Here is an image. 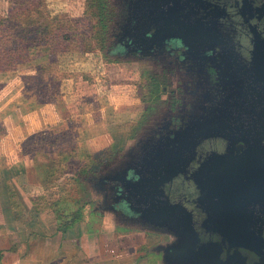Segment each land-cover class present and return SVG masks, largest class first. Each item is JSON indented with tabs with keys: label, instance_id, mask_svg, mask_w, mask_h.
<instances>
[{
	"label": "rangeland",
	"instance_id": "rangeland-1",
	"mask_svg": "<svg viewBox=\"0 0 264 264\" xmlns=\"http://www.w3.org/2000/svg\"><path fill=\"white\" fill-rule=\"evenodd\" d=\"M13 1L0 0V21L7 20L0 25V48L19 44L14 24L28 27L29 18L37 27L49 24L50 32L47 39L21 36L30 61L0 73V264H119V258L167 264L160 248L173 238L107 209L97 181L134 156L153 125L174 109L176 84L165 81L161 66L145 54L121 48V0H20L11 18ZM104 3L113 17L104 20V36L93 40L101 33L96 7ZM57 16L79 22L76 32L86 35L79 49L50 46L59 41ZM57 168L54 175H65L54 181ZM76 217L77 234L78 222L69 228ZM28 222L40 227L37 237L29 236ZM4 228L19 239L7 241Z\"/></svg>",
	"mask_w": 264,
	"mask_h": 264
},
{
	"label": "water",
	"instance_id": "water-1",
	"mask_svg": "<svg viewBox=\"0 0 264 264\" xmlns=\"http://www.w3.org/2000/svg\"><path fill=\"white\" fill-rule=\"evenodd\" d=\"M147 25L151 42L162 33L178 34L189 46L219 45L235 58L245 56L257 73L254 83L264 86V0H142L137 39L145 40ZM223 135L203 130L176 136L171 143L178 141V150L158 155L142 180L128 184L140 222L173 238L163 247L167 264H264V178L240 175L245 157L230 158L232 173L223 174L224 153L210 150Z\"/></svg>",
	"mask_w": 264,
	"mask_h": 264
},
{
	"label": "flooded vegetation",
	"instance_id": "flooded-vegetation-1",
	"mask_svg": "<svg viewBox=\"0 0 264 264\" xmlns=\"http://www.w3.org/2000/svg\"><path fill=\"white\" fill-rule=\"evenodd\" d=\"M141 1L121 0L122 11L118 15L121 48L129 53L145 54L147 59L161 66L162 78L177 87L171 93V97L176 98L174 109L169 108V115L153 125V131L136 154L125 162L120 161L110 175L97 181L105 193L106 208L117 211L120 217L134 218H139L140 213L131 202L128 184L135 185L142 180L149 168L156 166L158 155L171 149L178 150V141L171 143V139L176 136L178 139L188 131L194 134L208 130L224 134V142L212 143L210 150L224 153L222 172L225 176L232 173L233 165L227 163L230 158L245 157L241 164L244 166L237 167L243 172L240 175L264 178V86L254 83L253 77L257 73L247 66L246 57L235 58L232 50L219 45L189 46L178 34L162 33L151 42L154 34L148 30V25L145 40L137 39L136 18ZM164 1L145 0V4L161 5ZM145 11L149 14V10ZM146 12L145 21H148ZM247 159L253 165H246ZM124 169H128L125 175L122 174ZM237 172L233 174L238 175ZM148 203L145 202V208ZM257 208L262 211L261 206ZM260 216L264 219V212ZM160 252L163 254V247Z\"/></svg>",
	"mask_w": 264,
	"mask_h": 264
},
{
	"label": "trees",
	"instance_id": "trees-1",
	"mask_svg": "<svg viewBox=\"0 0 264 264\" xmlns=\"http://www.w3.org/2000/svg\"><path fill=\"white\" fill-rule=\"evenodd\" d=\"M13 2H14L15 6L13 8H11V18L14 17V15L16 13L20 12L18 10V8H19L18 3H20V0H14ZM96 10L98 12L99 25H101V33H99V32L94 33L91 36V39H93V40H96L97 38L102 37V35L104 36V33L107 29V26L104 25V20L110 21L113 17L112 13H107V7H106L105 3L99 4V6L96 7ZM32 19L33 18L28 19L29 21L26 24V25H28V27H25L23 25V23H20V22L16 23L15 22L16 24H14V25L17 27L15 29V30H17V35H15V37H16V39L18 38L21 41L19 42V44L17 43V45L14 47L0 48V73H4V72L6 73L9 71H14V70H16V68L20 64L28 63L30 61V54H29L30 48H29V46H26V48H25L27 52H25L22 49V47H23L22 41H25V38L27 39V37H29L30 35H33L35 33H41L44 35L43 38L47 39L46 36H47V33L50 32V25L47 23L39 25V23H38V27H37L35 25L37 21H34ZM53 19L56 22L55 25H53V32H54V35L56 34V37L59 38V41L56 43H53L50 46L53 48H57L59 46L60 47L66 46V48H67L66 51H67V50H72V48L76 45L77 49H79L80 48L79 47V45H80L79 41H81L80 39L83 38V36L86 37V35L78 34V31L76 32L78 27L75 26L74 24H79V22H77L76 20H73V19L63 20L59 16L54 17ZM6 21L7 20H5V19H3V21H0V25L4 26V23ZM12 23H14V22H12ZM13 28H14V26H13ZM95 28H96V26L93 27V29H95ZM72 30H74V31H72ZM53 32H52V35H53ZM21 36H25V38H21ZM62 40H64V43H67V44L65 45L63 43V45H60ZM103 41H101L100 44L103 45L104 44ZM46 42H48V41L46 40L45 43ZM57 49H62V48H57ZM76 52H79V50ZM34 141H35L34 138H32L30 140V144L31 143L33 144ZM24 147L28 148L29 146L27 145V143H24ZM75 154H76V157H79V151L77 148L75 149ZM37 156H38V154H36V152H35L34 157L36 158ZM57 167L59 168V166H57ZM58 168L52 173L54 181L60 179L63 175H65V173L64 174L59 173V177L57 176V174L54 175L57 171H59ZM46 172H48V171H46ZM55 176H56V178H55ZM76 222H78L77 217L75 219L73 218L72 223L69 224L70 226L68 225L69 228L72 225H74Z\"/></svg>",
	"mask_w": 264,
	"mask_h": 264
},
{
	"label": "crops",
	"instance_id": "crops-1",
	"mask_svg": "<svg viewBox=\"0 0 264 264\" xmlns=\"http://www.w3.org/2000/svg\"><path fill=\"white\" fill-rule=\"evenodd\" d=\"M30 202V201H29ZM31 203V202H30ZM24 206V205H23ZM24 209H25V212H27L28 211V209H30V207L27 205V206H25V207H23V209H22V211H24ZM46 212V210H44L42 213L44 214ZM46 214H49V213H46ZM32 220V219H31ZM36 223H37V221H36ZM80 222H78V223H76L75 225H74V227H73V229L75 230V232H76V230H79V228H78V226H80V224H79ZM29 225L30 227V231H28L29 232V236L30 237H37V233H40V232H38L37 231V228H36V225L37 224H35V223H33V222H28V223H26V225ZM46 224H47V226H48V222H47V220H46ZM38 226V225H37ZM39 227V226H38ZM42 227V226H41ZM40 228V227H39ZM32 230V231H31ZM4 231H8V233H7V236H5V238L7 239V241H11L12 240V238L13 237H11V235H8L9 234V232H14L11 228H4ZM36 231V232H35ZM69 231V229H66L65 228V230H64V233L62 234V236H65V234L67 233ZM12 234H15L14 235V238H17V239H19V237H18V233L17 232H15V233H12ZM76 234H77V232H76ZM2 236H3V233H1L0 234V237L2 238ZM13 236V235H12ZM13 238V239H14ZM119 251H123V250H127V247H126V245L124 246V247H122V248H119L118 249ZM122 258V257H121ZM125 258H127V257H125ZM4 261H6V257L4 258ZM19 261H21V260H18V262H17V264L19 263ZM119 264H129V259H120L119 258Z\"/></svg>",
	"mask_w": 264,
	"mask_h": 264
}]
</instances>
